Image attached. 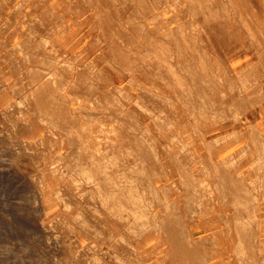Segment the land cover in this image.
Here are the masks:
<instances>
[{
	"label": "rangeland",
	"instance_id": "374dc122",
	"mask_svg": "<svg viewBox=\"0 0 264 264\" xmlns=\"http://www.w3.org/2000/svg\"><path fill=\"white\" fill-rule=\"evenodd\" d=\"M129 1L134 3V7L130 12L132 15L131 17L132 19L130 18L126 21H121L119 20V17H120L119 15L121 14V11L119 10L120 12L119 14L117 6L122 3V0H115V1L105 0V2L111 6V8L108 11L105 9V4L95 5L94 1L91 0L93 6L97 7L96 16L98 17L99 31L103 33L106 40L110 41L109 39H111V33L113 32L111 29H113L115 26L116 27L115 33L122 38L120 40V43H121L123 50H125V52H128L130 56L133 57V58L130 57L131 60L132 59L135 60L134 62L128 61L127 58L124 57V55L122 54L117 55L115 50L110 49L114 57V59L112 57L113 59L112 63L116 66L118 65L119 67L125 66V69L119 68L117 66L120 70L123 69V72L121 71L122 74L119 73V76L116 78V81L120 83L121 85H123L124 90H125L121 94H118V95L112 94L111 92L112 89H109L112 95L109 94V90H103L101 99L92 98L91 95L95 93L94 91L96 87H95V84H93V79H89V78L84 80V83L86 84V86L84 87V90L83 88L82 90L81 88L79 89V87L77 86L75 91H72V92L67 91L68 94L65 92H61V91H64L63 88H66V85H64L65 81L62 80V78L58 76L59 71L66 70V71L71 72L73 69L72 67H71L72 69H69L71 64L69 63V65H67L68 62L66 63L64 61L58 60V57L56 60H53V61L50 60L49 62H47V64H44L42 60V63L46 67L47 66L50 67V68L48 67L45 68L46 73H48L49 71L50 73L51 72L53 73V70H55L54 68L57 69L56 70L57 72L55 73V75L58 77L59 83L56 84V87L53 86L52 89H50V92L48 93L49 95L51 93L57 95L56 96L57 98H55L54 102L61 103V104L63 103V105L66 106L67 110L71 114H76V113L79 114V112L81 111L82 113L87 112L89 115H91L92 113H95L91 116L96 115L95 116L96 118L97 117L99 118V115H101L100 117L101 119L103 118L104 113H109V115L112 117L113 116L118 117V113H116L115 109L119 108V106L121 105V104L119 106L116 105L117 104L116 102H118L120 98V103L124 104V106L132 108V111L129 112L130 117H132L131 119L132 122H134L133 120L135 119L140 122H142L143 120L146 122V125H148L147 127H149V130H148L150 134L149 137L150 138L152 137L151 140L153 142L147 140L145 136L146 133H144V135L140 134L141 132H143V130H140V129H136L135 134L132 132L131 134H133V136L131 135L129 137L133 140L131 144L132 147L137 148L138 146L144 147L145 145H147L146 146L147 151H145L144 153L139 152V160H142V162L148 163V167L150 166L149 169L151 168L152 171L154 170V172H151L150 171L151 169L149 171L152 174L153 184L156 185V188L154 189L152 186H149V185L146 187L147 190L145 194V200H143L144 198L142 199V201H146L145 202L146 204L143 203V208H144L143 214L140 216H135V217L132 215L129 216L128 210L130 209L126 208V206L124 207L127 213L123 212L125 211V209L123 208L121 209L122 211H120L122 212L121 213L122 215H120V213L118 212L119 213L118 217L116 216L113 217V215H111L110 213L109 214L105 213V217H103V219L105 220L106 225L104 229L102 230H103V236L108 239V241L106 239V243L104 244V248H107L108 251H104L102 249L101 251H95L96 248H99V245L96 244L97 230L93 229L92 225H90L89 220H85V217H88V214L93 212V208H92L93 206L89 204L90 202L89 192L87 191V194L81 197L83 204L76 205L75 198L77 197V194L70 193L69 196H65L61 190L60 192L57 191L59 189V187L57 186L59 184V181H58L60 178L59 176L65 175V174H62V171L60 168H64V169L67 168L66 166H68V164L58 159L59 156L57 154L55 155V158L52 159V161H49L50 163H49L48 173H43V174L36 173L35 174L33 173L32 168L23 169L22 163L24 162V160L21 157L23 154L22 152L25 151L24 150L25 145L21 142L20 137H18V134L14 133L13 129H8L6 127L2 128V126L0 125V264H118L117 262L119 261H116V259L112 256L113 253L111 251V247L113 245L114 246L118 245V253H120L121 259H122L120 261V264L121 263L123 264H155L156 262H157L156 264H158L159 259H157L155 263H153L152 261L151 255H153V253L155 254V256H157V258H158V255H162V258L164 259H162L161 264H174L176 259L183 257L182 256L183 253L181 254V252L183 251L182 250L178 251V250H180L179 248L183 249L184 245H185L184 249L186 251H188V248L194 251L192 253L191 258H189L188 260L189 261L188 263L190 264H193V263H196V264H199V263L200 264H243V263L245 264H264V254H262V256H259V257L255 254V251L257 250L255 249V246H254V241H255V236H256V224L255 226L253 224L256 223V215L254 214L253 207L251 204L252 198L248 196V193H247L248 190L244 188L243 186H241L239 190L236 189V187L234 188V185L236 183H234L233 182L234 180L232 181V178L230 177V173H229V168L231 166L230 163H228L227 160H223V159L221 160L223 156L218 157V155L215 153L216 150H218L217 148L218 143L222 142V140L224 139L231 138V136L230 137L224 136L221 140H208L207 139L208 136H206L204 133V130L206 127L213 126L215 123L221 122V120H224L225 118H230L234 122H236L237 120H240L241 118L240 116L241 111H239L238 108L236 109L233 106L231 107L229 106V109L228 108L226 110L221 109V111L225 113L223 115V112L220 111L218 113L217 112L218 110H216L214 107L215 103L222 96L228 94L229 91L231 92L232 90H235V88L233 87V85H231L229 88H225L227 83L224 82L226 81L224 80L226 79L224 77H221L220 79L223 83L220 86L221 82L219 81V78H220L219 74L220 73L222 74L223 72L220 71V69H218L219 70L218 72V70H216V67L218 68L219 66V68L221 67L223 71L225 70L222 67V63L221 65L219 64L220 59H221L220 49L216 47V44L213 42V39L217 37L216 34H218L219 29L223 28L225 24L228 22H235L239 20V21H243L245 23V26L247 25L248 23L247 19L244 20V18H241L240 16L238 19L239 12L238 10L235 9L236 7L235 5L239 2L237 0H220V1L204 0L205 2L203 1V4H202V0H199V1L198 0H167V1L158 0L159 3L157 0H129ZM33 3H35L34 6L36 5L38 6L39 4V2L37 1H34ZM203 5L214 7V9H216V12H215L216 16L213 18H209V19L208 18L202 19L203 14H201V12H202ZM239 6H240V3H239ZM151 12L153 15H150ZM158 13L161 14L162 16H160ZM156 14L158 15L156 16ZM191 15L192 17H195L194 19H196L197 16H199V18L201 17V23L203 24L201 28L196 29L198 28L197 24L194 25L195 29L192 28L193 24H191L190 22ZM230 15L233 16L231 21L229 18ZM163 18L167 19L169 23L165 19L164 21ZM125 22L127 23L125 24ZM182 23L183 25L184 23H186L185 24L186 27L183 30V33H185L183 37H181V34H180L182 33V31L180 32L178 31L179 29H175L177 28L175 27V25L177 26L179 25L178 28H182ZM173 24H174V27H173ZM158 25L161 27H159ZM168 27L169 28L171 27L172 31L174 28V34H175L174 37H176L174 43H173V39L172 40L170 38L166 39L167 41L168 40L171 41V44L169 43V48L171 50L169 55H171L172 57L171 58L169 57L168 59L170 61L158 62L157 64L152 63V62L150 63L148 60L146 61L143 58H139L137 52L135 51L133 52L134 47H137V48L141 47L140 43H143V42H144V46H142V49L146 50L145 47H147V45L145 41H148L151 35H153L155 37L154 39L158 41L165 40L166 37L162 36V34L165 35L164 31ZM163 29L164 31H162ZM145 30L147 31L144 32ZM160 30L164 33H159ZM141 34L144 36L142 37ZM186 36L189 37L191 40L194 37L193 39L194 42L190 41L192 45L190 43L188 45L183 44V38H185ZM134 37H138V38L134 39ZM195 37H196V40H195ZM198 37H201V38H198ZM131 39H132V42H131ZM141 39H143L144 41H141ZM205 39H207V41ZM198 41H202L203 43L202 42L199 43ZM109 43L111 44V41ZM203 44H208L209 47H211L209 52H206L205 50H203V47H202ZM148 47H151V45L149 44ZM209 53L210 54L213 53L214 56L208 55ZM198 54L203 55L205 57V60H203L202 63H198L196 61V57ZM216 57H218L219 60H217ZM137 58L141 61V64L139 60H137ZM186 58L189 59V61H186ZM115 60L116 62H114ZM216 60H217V63L215 62ZM60 62L65 65L63 64L60 65L59 64ZM124 63L127 65H125ZM213 63H215V67ZM131 64L134 68L131 66ZM128 65L131 68L128 67L129 68L128 69L127 68ZM141 65L143 67H141ZM168 65L170 67H168ZM171 67H173V69H171V72H170L169 68ZM201 67L203 69L207 67V69L202 70ZM209 67H212V68H209ZM132 68L134 71L132 70ZM186 68L191 69V71L194 73L197 72V70L198 71L201 70L199 71L200 73L198 72H197L198 74L195 73V76H199L197 77L198 79L193 77L194 73H191L190 71L191 73L190 74L188 69H187L188 72L184 73L185 71L184 69ZM178 69L179 70L181 69L180 72L178 71ZM164 70L165 71L167 70V72L169 71L170 74H168L169 72L167 73ZM206 70H209L210 72H212L211 73L213 74L212 77H215V78H217V75H216V72H217L219 76V78H217L219 83L218 82L215 83L217 85L214 84L216 87L213 85L212 82H209V81H207L209 84L205 82L203 86L201 82L203 78L205 80H208V78L211 77L210 72H207ZM147 71H148V75H147ZM172 71L173 73L176 71L175 73L177 74V75L175 73L173 74V77L175 75L174 78L171 76ZM206 72L207 74L209 73L208 75L210 77L207 76ZM46 73L44 72V74ZM181 73L185 75L183 76L181 75ZM187 73L190 74L192 77L190 75H186ZM224 73L226 75V72ZM224 73L222 74L223 76H225ZM178 74L181 75V78L179 77ZM37 75L33 77L32 80H29L30 85L37 86V82H39L38 80L41 79V77L43 76L42 74H37ZM127 75L130 76L132 79L130 77L127 78ZM204 75H206V78ZM186 76L188 77L190 76L189 81L186 80V82L192 83L191 85L190 84L188 85L187 83L184 82L185 79L188 78V77L186 78ZM175 78L177 79L176 82H174ZM194 78L198 81V83L197 81H195ZM140 79L148 83L149 81H151L152 86L154 87L150 86L151 82H150V85L146 84L147 85L146 86L145 84H143L144 82L142 83V80L140 81ZM170 79H173V82H174L173 85H171L172 82H170ZM180 79L183 81L182 83H180ZM156 80L159 82L158 84H156ZM132 83H134L135 85H132ZM138 83L139 84L142 83L144 87H140L141 84L138 85ZM175 83L176 85L181 84V86L178 85L180 86V88H178V86L173 87ZM193 83L195 84L197 83V84L195 85ZM182 84L186 86H182ZM211 84H212L211 88L214 89V92H216V94L212 92L213 90H211L210 88ZM148 85L150 88L148 87ZM58 86H61V87L59 88ZM208 86H209L210 91L208 89ZM217 86H220V87H217ZM167 87H168V90H167ZM183 87L185 90L181 89ZM162 88L165 91L164 93H163ZM177 88L178 90H176ZM159 90L161 91L159 92ZM35 91L36 90L34 89V92ZM175 91H178L176 92L178 93L177 95ZM188 91H189V94L191 95L188 94ZM58 92L61 94H59ZM158 92L159 93L162 92L160 96ZM182 92H185V93H182ZM70 93L72 96L70 95ZM126 93H128L129 96ZM172 93L174 94V97H172L173 96ZM185 94H187V96ZM213 94L214 96L211 97ZM179 95L181 97L183 96L184 97L181 98ZM115 96H117V98ZM123 96L125 98H123ZM166 96L168 97L165 98ZM169 96L171 98V102H170V99H168ZM178 97L179 99H181L179 100L180 102L183 101V103H187V104H190L191 102L192 104V106H189L191 107L190 110L188 109L189 108L188 105H185V104L183 105L184 110H186L185 114L187 115L186 127L188 126L193 132V134L187 132L185 139H184V134L181 136V134L179 135L176 132L175 133L172 132L174 130L172 127V124H170V121L172 120L171 119L172 116H169V115L166 116L165 114L167 112V108L169 107L172 108L173 111L175 110L176 103H177L176 99ZM59 98L61 99L60 101H58ZM193 98L195 99L191 100ZM133 99L134 101L136 100L137 101L134 102ZM188 99L190 100L188 101ZM63 100H66V101H63ZM172 100H174L173 103H172ZM40 102L42 103L45 101H40ZM132 102L136 103L137 106L132 104ZM174 104H175V107H174ZM76 106H77V109H76ZM100 106L101 108H99ZM73 109L76 110L77 112L75 113ZM187 110L188 112L189 111L190 112L188 113ZM214 110L218 113V116L215 115L216 113L214 112ZM230 110H232V112ZM234 111L237 113L239 111L238 113L239 117H238V114L235 113ZM211 113H215V114L213 115ZM220 113H221V116H219ZM235 115L237 116L236 119L234 118L236 117ZM40 116L48 117L49 115L45 114L43 116L42 113H40ZM124 116H125V120L128 121L129 117H126L127 116L126 114ZM137 116L138 118H136ZM56 118L57 117L52 115L51 118H47V119L50 120V123L58 122L60 130L66 132L65 140L61 142V145L66 142L68 143V144H63V149H62L63 151L61 152L63 155V152H67L69 148L72 146L73 142L72 140H70V137L68 136L69 131L66 130V127L68 125L66 123L64 124V122L61 119H58V118L56 119ZM152 118H154L155 121H153ZM174 118L176 119L177 117L175 116ZM174 121L175 122L179 121V123H181V125L180 124L179 125L183 127L182 118H179V120L176 119ZM212 122H215V123L212 124ZM166 123L168 126L170 125L169 131L164 130V128L166 127ZM115 124H118V122H116ZM175 126H177V124H175ZM198 126H200V129L197 128ZM251 132L253 133L254 131L252 130ZM106 133L107 132H105V134ZM153 134L156 135V137ZM238 134L239 135L241 134L240 131L238 132ZM193 135H197L199 137V142H200L199 147H202L204 154H206L205 160L201 162L202 169H201L200 175H197L198 174L197 171H199L198 167L191 164L192 162L195 161V158H196V155H194L196 153L195 152L196 150L192 149V147L190 146V142H189L190 140H193ZM251 137H252L251 140H253L254 139L253 134H251ZM149 143L152 146L149 145ZM148 145L153 148L151 149ZM139 147L137 149H139ZM199 150L200 149L198 148V151ZM158 151H160L161 153L158 154ZM153 152L155 155L153 154ZM28 154L33 155L32 152H29ZM146 154H148L149 158L146 157ZM215 154L217 156H215ZM133 156L136 158L137 157L136 153L133 154ZM146 159L147 161L148 160L149 161L147 162ZM170 159L173 161L171 165H170ZM152 162L153 163L156 162L157 165L154 166ZM149 163L152 164L154 167L151 166ZM182 166H186L187 167L186 170L192 172V174L194 175L192 179H189L190 182L188 179H185L182 177V171H181ZM216 167L218 169H216ZM224 167L227 169L224 170ZM221 169H223L224 171ZM155 175H159V176L155 177ZM224 175H226L227 177L225 178L226 182H229V185H230L226 187L225 189H223L224 187L222 188L223 182L221 181V178ZM63 178H67V180L69 179L68 180L69 186H70L69 189H72V190L75 189L74 192L81 191L83 189L87 190L90 188L89 185L87 186L79 185L78 187L76 184L75 186L74 181H72L73 179L70 176H65ZM78 179H79L80 184L82 183L81 181L84 182L83 178L80 177ZM164 191L166 192V194ZM207 191L209 192V194L214 191L217 195V199L219 198L218 201L221 200L222 203L229 204L228 208L230 210H227L226 212H224V216L222 217L221 221H219V223L223 225L221 229H219V232L223 231V232L229 233L231 236V239L229 240L228 243L225 244L226 247L224 250L227 252H225L224 254L220 256H218L216 252L213 253V252H210L209 249L204 250L203 247H201L203 243H201L200 240L194 237V232L198 230L195 228L196 227L195 221L190 224L188 221V217L193 218V215L207 217V212L209 213V210L208 209L205 210L206 208H204V206H206L207 203L205 202V200L201 199V196H203L204 193H206ZM164 194L166 197L164 196ZM183 195H184V198L182 199ZM156 197L161 198V199L157 198L158 201H156V199H154ZM163 197H165V199H162ZM146 199L147 200L149 199V200L147 201ZM150 199L152 200L154 199V202L156 204L152 202V200ZM183 200L185 201L182 204ZM172 202H175L176 205L171 208L170 205L172 204ZM235 202H238V203H235ZM97 203L99 202L97 201ZM153 204H155V206ZM137 205L138 204L135 203V207ZM147 206H150V207L152 206L153 208L151 207L149 209V207ZM162 206L165 209L164 211H163ZM155 209H156V212H155ZM169 209H171V211ZM79 211L81 212L80 215H78L77 213ZM158 211H160L159 212V214L161 213L160 215L157 214ZM236 211L237 212L240 211L239 215H241V218L239 221L240 232L244 233V235L246 236L248 234L251 236V239H250L249 235L248 237L246 236L244 237L243 235V237L247 239L245 240V243L242 240H240L241 243L243 242L241 244L242 247L244 248L246 246L245 250H243L242 247L240 249L241 245H239V239L242 236L239 238L238 235L234 231L235 223L238 221L237 219H235V216H234V213H236ZM169 213L170 215H172V217L174 215V217L172 218L169 215ZM249 214L254 215L253 219ZM84 215L86 216L84 217ZM126 215L127 217L128 216L129 217L132 216V217L128 220ZM208 216L210 217V215ZM134 218L137 220L136 222V224L138 223L137 225L132 224V222L134 223L135 221ZM168 218L170 219L172 224L170 223ZM207 218H203V219H205L206 221ZM211 218L212 220H215L214 217H211ZM161 220H162V224H161ZM176 220L177 221L180 220V223L178 224L179 221L177 222ZM249 221L251 222L252 225L248 224ZM163 222H166L167 225H165L166 223H163ZM130 223L132 225H130ZM215 223L216 221H213L214 225H216ZM174 225H175L174 229H176L175 230L176 239H173L171 241L168 231L173 230L172 228L174 227ZM177 225L178 227L176 228ZM183 226H185V228ZM141 228L143 229L144 233L142 232ZM212 228L215 229L214 227ZM248 228H249V232L251 230L253 231L254 229L253 233L251 231L252 234L255 233L253 236V239H252L251 233L248 232ZM114 230H116V232H113ZM146 230L148 231L146 232ZM185 230H187L186 232L188 233H185L184 235L186 236H184L182 232L181 234L184 236L183 238L182 235H179V232L181 231L185 232ZM140 231L142 234H140ZM79 232L80 233L83 232L84 235H81V234L79 236L76 235V233H79ZM148 233L150 234L149 235L150 237L146 236ZM122 234L124 236V239L119 241L118 238ZM177 234L180 236V238L178 237ZM211 236L213 235L211 234ZM98 237H101L100 234ZM146 237L148 239H145ZM165 237L169 238V240L166 239ZM249 239H250V243L248 242ZM79 241L81 242L79 243ZM170 242H171V245H169ZM154 244L156 247L153 246ZM178 245H180V247ZM181 245L183 246L181 247ZM186 245H189L191 247H188ZM170 246H172V248ZM173 246L175 249L173 248ZM216 246L217 245L213 243V247L215 248ZM176 247L178 249H176ZM172 249L174 250L171 251ZM246 249L248 250V252H246L247 251ZM166 252H167V255H165ZM175 252H177L178 254L180 253V255H177ZM262 253H264V251ZM244 258L247 260V261L245 260L246 262L244 261Z\"/></svg>",
	"mask_w": 264,
	"mask_h": 264
},
{
	"label": "crops",
	"instance_id": "0c3cea01",
	"mask_svg": "<svg viewBox=\"0 0 264 264\" xmlns=\"http://www.w3.org/2000/svg\"><path fill=\"white\" fill-rule=\"evenodd\" d=\"M34 1L41 2L35 7ZM237 1L241 7L238 10V19L239 16L244 20L247 19V27L243 21L228 22L219 29L217 37L213 39L216 47L220 49V63L226 72L225 88L233 85L235 90L222 96L215 103V108L218 111L226 110L229 106L239 108L241 118L238 123L225 118L213 126L206 127L204 133L208 136V140H221L224 136H231L218 143V150L215 153L218 157L223 156L221 160L230 163V177L236 183L234 188L239 190L243 186L248 190V196L252 198L251 204L256 215L254 246L257 249L255 254L259 257L264 254L262 253L264 251V0ZM133 7L134 3L131 1L122 0L117 6L121 11L119 19L121 21L130 19ZM110 8L111 6L105 3V9L108 11ZM215 12L216 9L212 7L211 11L203 12L202 19L215 17ZM232 17L229 16L230 21ZM194 18L191 17V24L195 21L201 22V17ZM181 31L180 34L184 35L183 30ZM172 33L174 34V31ZM151 38L155 37L151 35L149 40ZM163 44L157 47V52H154L157 63L168 62L169 57H172L169 55L171 52L169 46ZM202 47L206 52L211 48L208 44H203ZM151 55L154 56L153 53ZM57 57L58 60L70 63L73 68L71 72L59 71L58 76L66 85L64 92L75 91L77 86L84 90L86 86L84 80L89 78L93 79L96 87L91 97L101 99L103 90L113 89L115 85L120 84L116 78L121 70L112 63L113 54L109 41L99 31L96 9L91 0H0V125L2 128L13 129L14 133L18 134L26 151L22 152L21 157L24 160L23 169L32 168L35 174L49 172V161H52L57 154L62 155L63 150L59 146L66 137V132L60 130L58 122L50 123L47 118L40 116L37 106L31 99L36 86L29 84V80L37 74H44V64L56 60ZM197 57L201 58L196 59L198 63L205 60L203 55ZM170 82L173 80L170 79ZM60 100L59 98L58 101ZM165 114L172 116L170 124L174 129L173 133L176 132L181 136L184 134V139L187 132L193 134L191 129L186 127L187 115L183 101H177L174 111L172 108H167ZM175 116L178 120L182 118L183 127L180 126L179 121L178 123L174 121ZM169 129L170 125L166 123L164 130L169 131ZM251 134L254 136L253 140ZM189 142L192 149L196 150L195 161L191 164L198 167L197 175H200L201 162L205 160L206 154L202 147H199L197 135H193V140ZM29 152L33 155L28 154ZM172 163L170 159V165ZM115 164L117 163L108 165L104 162L100 166L101 170H105L102 180L114 181L118 184V172L113 173L112 170L117 171L120 168ZM183 167L185 172L182 173V177L192 179L194 176L192 172L187 171L186 166ZM107 170L109 172L106 173ZM225 178L226 175L221 180ZM58 181V187L63 183L69 187L67 178ZM92 185L93 183H90V186ZM201 199L207 203L204 208L209 210L208 218L193 215V218L188 217V221L189 224L195 221V228L198 230L194 232V237L203 243L200 244L201 247L220 256L227 252L224 250L225 244L231 239L229 233L219 232L223 226L219 221L224 216V212L230 210L229 204L218 201L219 198L217 199L214 191L210 194L207 191ZM140 215H142L141 209L134 216ZM213 221H216V225ZM171 232L173 233V230ZM120 238L124 239L123 234L118 239ZM213 243L217 245L215 248ZM114 250L118 252V245L111 247L113 255ZM188 251L182 255L183 257L176 259L175 263L179 261L189 264L188 260L194 251L192 249ZM151 256L153 263L159 259L158 264H161L164 259L162 255H158L157 258L154 253ZM119 259L122 260L121 255Z\"/></svg>",
	"mask_w": 264,
	"mask_h": 264
},
{
	"label": "bare ground",
	"instance_id": "6f19581e",
	"mask_svg": "<svg viewBox=\"0 0 264 264\" xmlns=\"http://www.w3.org/2000/svg\"><path fill=\"white\" fill-rule=\"evenodd\" d=\"M94 1V3H95V5H99V4H105L106 2H105V0H93ZM113 1H115V0H113ZM158 1V0H157ZM167 1V0H166ZM199 1V0H198ZM203 1L204 0H202V4H203ZM37 2H39V4H40V2L41 1H37ZM170 2V1H169ZM185 2V1H184ZM205 2V1H204ZM92 3V2H91ZM117 3V2H116ZM158 3H159V1H158ZM158 3H157V5H158ZM187 3V2H186ZM33 4H35V3H33ZM140 4V3H139ZM164 4V3H163ZM209 5V4H208ZM210 5H212V4H210ZM37 6V5H36ZM35 6V7H36ZM165 6H166V4H165ZM188 6V5H187ZM236 7H235V9L236 10H240L241 9V7L239 6V3H237L236 5H235ZM135 7H136V5H135ZM211 6H202V12H201V14H203V12H209V11H211L212 10V7L210 8ZM95 9H97V7H95ZM137 9V8H136ZM153 9H154V7H153ZM185 9V8H184ZM34 10V9H33ZM147 10V9H146ZM135 11V10H134ZM138 11V10H137ZM232 11H234V10H232ZM118 12H119V10H118ZM145 12V11H144ZM143 12V13H144ZM115 13V12H114ZM147 13H149V12H147ZM157 13V12H156ZM183 13V12H182ZM119 14H120V12H119ZM131 14V13H130ZM159 14V13H158ZM158 14H156V16L158 15ZM118 15V14H117ZM150 15H153L152 14V12H151V14ZM155 15V14H154ZM160 16H162L161 14H159ZM173 16V15H172ZM185 16V15H184ZM119 17V16H118ZM155 17V16H154ZM153 17V18H154ZM191 17H192V15H191ZM198 17V16H197ZM120 18V17H119ZM139 18V17H138ZM132 19V18H131ZM135 19V18H134ZM150 19H152V18H150ZM165 18H163V20H164ZM173 19V18H172ZM176 19V18H175ZM117 20V19H116ZM120 20V19H119ZM162 20V21H163ZM168 23H169V21L167 20V19H165ZM164 20V21H165ZM140 21V20H139ZM127 22H129V21H127ZM127 22H125V24L127 23ZM123 23V22H122ZM121 24V23H120ZM124 24V25H125ZM142 24V23H141ZM167 24V23H166ZM185 24L186 23H184V25H183V23H182V28H178L179 27V25L177 26V25H175V27H177V28H175V29H179L178 31H180L181 32V30H184V28L186 27L185 26ZM192 24H197L198 25V28H196V29H199V28H201L203 25H202V23L201 22H198V21H195V22H192ZM218 24H220V23H218ZM144 25V24H143ZM162 25V24H161ZM149 26V25H148ZM159 26V25H158ZM171 26V25H170ZM146 27V26H145ZM159 27H161V26H159ZM173 27H174V24H173ZM216 28H217V26H216ZM110 29V28H109ZM147 29V28H146ZM172 28L170 27H168L165 31H164V29L162 30V31H164L165 32V35H163L162 34V36H164V37H168V38H170L171 40L173 39V43H174V41H175V38L176 37H173V35H175V34H173L172 33V30H171ZM113 32L111 33V39H109L110 41H111V44L109 43V45L111 46V48L110 49H112V50H115L116 51V53H117V55L118 54H122V55H124V57H126L127 58V60L128 61H131V62H134L135 60H131L130 59V57H132V56H130V54L129 53H126L125 52V50H123V48H122V46H121V43H120V40L122 39L120 36H118L116 33H115V31H116V27L114 26V28L113 29H111ZM147 30H145L144 32H146ZM148 31H150V30H148ZM151 31H153V30H151ZM161 30H160V32L159 33H164V32H162ZM173 31H174V28H173ZM175 31H177V30H175ZM111 32V31H110ZM143 32V33H144ZM157 32V31H156ZM115 33V34H114ZM142 33V34H143ZM113 34V35H112ZM141 34V36L143 37L144 35H142ZM147 35V34H146ZM145 35V36H146ZM184 35L182 34L181 35V37H183ZM108 37V36H107ZM141 37V38H142ZM138 37H134V39H137ZM168 38H165V40H155V39H152L151 38V40H148V41H145V43H146V45H147V47H145V49L146 50H143L142 49V46H144V42L143 43H140L141 41H144L143 39H141V41L139 42L140 43V45H141V47H139V48H137V47H134V50H133V52L135 51V52H137V54H138V57L139 58H143L144 60H148L150 63L152 62V63H156L157 64V60L155 59L156 58V56H155V53L154 52H157V47L158 46H161L162 45V43H164L163 45L164 46H166V47H168L169 46V43L171 44V41L170 40H166V39H168ZM189 37H185V38H183V43L185 44H189L190 43V41L191 42H194V37H193V41L189 38ZM198 38H201V37H198ZM140 39V38H139ZM182 39V38H181ZM203 39V38H202ZM208 39V38H207ZM207 39H205L206 41H207ZM180 40V39H179ZM195 40H196V37H195ZM198 40V39H197ZM109 41V42H110ZM170 41V42H169ZM203 41V40H202ZM202 41H198L199 43L200 42H202ZM131 42H132V39H131ZM166 42L168 43V44H166ZM203 43V42H202ZM151 45V47H148V45ZM191 44V43H190ZM193 44H195V43H193ZM198 44V43H197ZM172 45H174V44H172ZM192 45V44H191ZM200 45V44H199ZM125 46V45H124ZM198 46V45H197ZM151 48H152V51H151ZM131 50V49H130ZM149 50V52L147 53V51ZM145 51V52H144ZM154 54V56H152L151 54ZM216 53V52H215ZM189 54V53H188ZM191 55V54H190ZM189 55V56H190ZM208 55H213V53L212 54H208ZM215 55H217V54H215ZM134 56H136V55H134ZM183 56V55H182ZM197 56H199V54L197 55ZM214 56V55H213ZM186 57V56H185ZM184 57V58H185ZM133 58V57H132ZM212 58H214V57H212ZM217 58V60H219L218 59V57H216ZM113 59H114V57H113ZM113 59H112V62H113ZM122 59V58H121ZM136 59V58H135ZM181 59H182V57H181ZM196 59L197 60H200L201 58L200 57H196ZM137 60H139L138 58H137ZM217 60L215 61L216 63H217ZM53 61V60H52ZM186 61H188V59L186 58ZM38 62H40V61H38ZM114 62H116V60L114 61ZM119 62V61H118ZM117 62V63H118ZM123 62V61H122ZM130 62V63H131ZM138 62V61H137ZM139 62H140V64H141V61L139 60ZM145 62V61H144ZM143 62V63H144ZM185 62V61H184ZM146 63V62H145ZM148 63V62H147ZM43 64V63H42ZM49 64V63H48ZM60 65L61 64H63V63H59ZM116 64V63H115ZM125 64V63H124ZM129 64V63H128ZM132 64H134V63H132ZM132 64H131V66H132ZM136 64V63H135ZM138 64V63H137ZM156 64H155V66H156ZM220 65H221V63H219ZM51 65V64H50ZM54 65V64H53ZM63 65H65V64H63ZM67 65H69V63H67ZM119 65H121V64H119ZM125 65H127V64H125ZM145 65V64H144ZM148 65V64H147ZM213 65H214V67H215V63H213ZM52 66V65H51ZM118 66V65H117ZM134 66H136V65H134ZM151 66V65H150ZM217 66H218V64H217ZM48 67V66H47ZM46 66H44V68H47ZM72 67V65L70 66V68L69 69H72L71 68ZM119 67V66H118ZM128 67H130L129 65L127 66V68ZM133 67V66H132ZM141 67H143L142 65H141ZM140 67V68H141ZM158 67V66H157ZM168 67H170L169 65H168ZM213 67V66H212ZM212 67H209V68H212ZM48 68H50V67H48ZM119 68H123V69H125V66L124 67H119ZM131 68V67H130ZM134 68V67H133ZM133 68H132V70H133ZM202 68V67H201ZM40 69V68H39ZM55 70H53V73L51 72L50 73V71L48 72V73H46V70H45V73L46 74H44L42 77H41V79H37L39 82H37V86H36V88H35V92H34V94L32 93V95H31V99H32V101H33V103H35V105L37 106V111H38V113L40 114V113H42V115L44 116L45 114H48L49 116L48 117H44V118H51V116L52 115H54L55 117H57L58 119H61L63 122H64V124L66 123L68 126L66 127V130H68L69 132V134H68V136L70 137V140H72V146L70 147L69 145V150L67 151V152H63V155H59L58 154V159H60V160H62L64 163H66V164H68V166H66L67 168H60L61 169V171H62V174H65V175H61V176H59L60 178L59 179H63V177H65V176H70V177H72V181H74V185L76 186V184H77V186L79 187V185H81V186H87V185H89L90 186V183H93V185L92 186H90V188L89 189H87V190H85V189H83V190H81V191H76V192H74V190H72V189H69L70 188V186L69 187H67L64 183L59 187V189L57 190L58 192H60V190L64 193V195L65 196H69V194L71 193H75V194H77V197L75 198V203H76V205H80V204H83V201L81 200V197H83L85 194H87V191L89 192V198H90V202H89V204L90 205H92L93 207V212L92 213H90V214H88V217H85L86 215H84V217H85V220H89V222H90V225H92V227H93V229L94 230H97V235L99 236V234H100V236L101 237H98L97 235H96V244H98L99 245V248H96L95 249V251H101V249L102 250H104V251H108V249L107 250H105L106 248H104V242H105V240L107 239V238H105L104 236H103V230L102 229H104V227H105V225H106V222H105V220L103 219V217H105V213H110L111 215H113V217L114 216H116V217H118L119 216V213H120V215H122L121 213L122 212H120V211H122L121 209H125V207L124 206H126V208H129L130 210H128V214H129V216L130 215H132V216H134L135 214H137V212L139 211V209H141V213L143 214V203H145L146 201H142V199L143 200H145V194H146V187L149 185V186H152L154 189L156 188V185H154L153 183H152V174H151V172H154V170L152 171V169L150 170L149 169V167H148V163H146V162H142V160H139V152H145V151H147V145H145L144 147H139L138 145V147H139V149H137V148H135V147H132V139L129 137V136H133V134H131L132 132L135 134V132H136V129H140V130H143V132H141L140 134H142V135H144V133H146V138H147V140L148 141H152L151 140V138L149 137L150 136V134H149V127H147L148 125H146L145 124V121L143 120L142 122H140V121H137L136 119L135 120H133L134 122H132V117H130V114H129V112L130 111H132V108L131 107H127V106H124V104H122V103H120V98H119V101L118 102H116L117 104L116 105H120L119 106V108H117V109H115V111H116V113H118V117H115V116H110L109 115V113H104L103 114V118L101 119L100 117H101V115H99V118L97 117H95V116H91V115H93V114H95V113H90L91 115H89L87 112H79V114H77L76 112V110H74L75 111V113L76 114H71L68 110H67V108H66V106H64L63 105V103L61 104V103H56V102H54V100H55V98H57L56 96L57 95H55V94H50L49 95V93L48 92H50V89H52V87L53 86H55L56 87V84H58L59 83V81H58V77L55 75V73L57 72L56 70V68H54ZM123 69L121 70L122 72H123ZM129 69V68H128ZM127 69V70H128ZM171 69H173V67H171V68H169V71L171 72ZM187 69L189 70V73H190V71H191V69H189V68H186V69H184L185 71H184V73L185 72H188L187 71ZM205 69H207V67H205L204 69L202 68V70H205ZM218 69H220V71H222L223 73L225 72V71H223V69L220 67L219 68V66H218V68L216 67V70H218ZM132 70H130V71H132ZM138 70H139V68H138ZM174 70H176V69H174ZM181 70V69H180ZM180 70L178 69V71L180 72ZM182 70H183V68H182ZM210 70V69H209ZM209 70H206L207 72H210ZM216 70H215V72H216ZM134 71V70H133ZM163 71V70H162ZM165 71V70H164ZM168 71V72H169ZM199 71H201V70H199ZM198 70H197V72L198 73H200ZM122 72H121V74H122ZM143 72H145V71H143ZM165 72H167V70L165 71ZM167 72V73H168ZM170 72L168 73V74H170ZM176 72V71H175ZM174 72V73H175ZM197 72H195L196 74H198ZM207 72H206V74H207ZM218 72H219V70H218ZM50 73V74H49ZM127 73V72H126ZM173 71H172V73H171V76L173 77ZM178 73V72H177ZM191 73H194V72H192L191 71ZM190 73V74H191ZM195 73L193 74V77H195L196 79H198L197 77H199V76H195ZM202 73H204V72H202ZM212 72H210V75H211V77L207 74V76L208 77H210V78H208V80H205L204 78H203V80L201 81L202 82V84H203V86H204V83L205 82H207V81H209V82H212L213 83V85L215 84V83H217L218 82V79L217 78H219V76H218V74H217V72H216V75H217V78H215V77H212V75L213 74H211ZM222 73V74H223ZM135 74V73H134ZM164 74V73H163ZM176 74V73H175ZM190 74H186V75H190ZM221 73L219 74L220 75V78H219V81L221 82L220 83V86H221V84H223L222 83V81L220 80L221 79V77H224L225 78V76H223ZM131 75V74H130ZM147 75H148V71H147ZM166 75V74H165ZM177 75V74H176ZM179 75V77L181 78V75H185V74H182L181 73V75L180 74H178ZM222 75V76H221ZM224 75H225V73H224ZM37 76H39V75H37ZM132 76V75H131ZM191 76V75H190ZM189 76V77H190ZM201 76H203V75H201ZM200 76V77H201ZM205 76V78H206V75H204ZM128 77H130V76H128L127 75V78ZM174 77H175V75H174ZM173 77V78H174ZM177 77V76H176ZM188 76H186V78H187ZM189 77L187 78V79H185V83H187L186 82V80H188L189 81ZM192 77V76H191ZM131 78V77H130ZM178 78V77H177ZM194 78V79H195ZM132 79V78H131ZM130 79V80H131ZM159 79V78H158ZM157 79V80H158ZM179 79V78H178ZM191 79V78H190ZM193 79V78H192ZM195 79V81H197ZM201 79V78H200ZM32 80V79H31ZM142 79H140V81H141ZM145 80V79H144ZM156 80V84H158L159 82ZM173 80V79H172ZM225 80V79H224ZM90 81V80H89ZM126 81V80H125ZM153 81V80H152ZM177 81V79L175 78V80H174V82H176ZM179 81V80H178ZM191 81H193V80H191ZM194 81V82H195ZM34 82V81H33ZM32 82V83H33ZM62 82V81H61ZM124 82V81H123ZM144 81L142 80V83H143ZM150 82L151 81H149V83L148 82H144L143 84H149L150 85ZM183 81L180 79V83H182ZM224 82H226V81H224ZM142 83H140L141 84V86L140 87H144V85L142 84ZM197 83H198V81H197ZM196 83V84H197ZM219 83V82H218ZM139 83H138V85H140ZM165 84V83H164ZM188 85L190 84H192V83H187ZM193 84H195V83H193ZM195 84V85H196ZM207 84H209L208 82H207ZM64 85H65V82H64ZM132 85H135L134 83H132ZM149 85H148V87H149ZM171 85H173V82H172V84ZM178 85H180L181 86V84H178ZM178 85H176V83H175V85L173 86V87H176V86H178ZM215 85H217V84H215ZM214 85V86H215ZM219 85V84H218ZM147 86V85H146ZM150 86H152V82H151V85ZM164 86V85H163ZM180 86H178V88H180ZM182 86H186V85H183L182 84ZM193 86V85H192ZM220 86H217V87H220ZM223 86V85H222ZM59 88L61 87V86H58ZM57 87V88H58ZM138 87V86H137ZM152 87H154V86H152ZM159 87V86H158ZM172 87V86H171ZM212 87V84L210 85V88ZM216 87V86H215ZM147 88V87H146ZM150 88V87H149ZM160 88V87H159ZM164 88V87H163ZM163 88H162V90H163ZM166 88V87H165ZM178 88L176 89V90H178ZM188 88V87H187ZM186 88V89H187ZM191 88V87H190ZM64 89H66V88H63V90ZM173 89H175V88H173ZM181 89H183V90H185L184 89V87L183 88H181ZM192 89V88H191ZM208 89H209V86H208ZM220 89V88H219ZM231 89V88H230ZM230 89H228V90H230ZM82 90V89H81ZM167 90H168V87H167ZM211 90H213L212 92H214V89H212L211 88ZM67 91H69V92H72V91H70V90H67ZM67 91L65 92V93H67ZM123 91H125L124 90V87H123V85H121V84H119L118 86H116L115 85V87L112 89V94H116V95H118V94H121ZM161 90H159V92H160ZM174 91V90H173ZM187 91V90H186ZM185 91V92H186ZM190 91V90H189ZM189 91H188V94H189ZM209 91H210V89H209ZM54 92V91H53ZM62 92V91H61ZM64 92V91H63ZM82 92V91H81ZM111 92H110V90H109V94L110 95H112L111 94ZM158 92V93H159ZM165 91L163 90V93H164ZM176 92H178V91H175V93ZM185 92H182V93H185ZM193 92V91H192ZM220 92V91H219ZM56 93V92H55ZM59 93V92H58ZM162 93V92H161ZM161 93H159V96L161 95ZM167 93H168V91H167ZM174 93V92H173ZM172 93V94H173ZM174 93V94H175ZM180 93V92H179ZM215 94H216V92H214ZM31 94V93H30ZM59 94H61V93H59ZM68 94V93H67ZM127 95H128V93H126ZM174 94H173V96L172 97H174ZM178 93H176V95H177ZM181 94V93H180ZM222 94H223V92H222ZM221 94V95H222ZM70 95H71V93H70ZM162 95H164V94H162ZM186 96H187V94H185ZM189 95H191V94H189ZM193 95V94H192ZM208 95H209V93H208ZM211 95V94H210ZM72 96V95H71ZM129 96V95H128ZM180 96V95H179ZM214 96V94L211 96V97H213ZM75 97V96H74ZM116 98H117V96H115ZM122 97V96H121ZM168 96H166L165 98H167ZM181 97V96H180ZM184 97V96H183ZM183 97H181V98H183ZM189 97V96H188ZM61 98H62V96H61ZM116 98H115V100H116ZM123 98H125L124 96H123ZM130 99H132V98H130ZM135 99V98H134ZM134 99H133V101H134ZM168 99H170V102H171V98H170V96H169V98ZM195 98H193V99H191V100H194ZM89 100V99H88ZM177 101H179V100H181V99H179V97L176 99ZM183 100V99H182ZM190 99H188V101H189ZM40 101H45V102H40ZM63 101H66V100H63ZM137 101V100H136ZM136 101H134V102H136ZM169 101V100H168ZM167 101V102H168ZM173 101L174 100H172V103H173ZM196 101V100H195ZM194 101V102H195ZM180 102V101H179ZM185 102V101H184ZM186 102H187V100H186ZM41 103V104H40ZM95 103V102H94ZM131 103V102H130ZM138 103V102H137ZM70 104V103H69ZM68 104V105H69ZM72 104V103H71ZM132 104H134V105H136V103H133L132 102ZM139 104V103H138ZM177 104V103H176ZM188 105V107L189 106H192V104H191V102H190V104H187V103H183V105ZM77 105V104H76ZM96 105V104H95ZM152 105V104H151ZM173 105V104H172ZM171 105V106H172ZM122 106V107H121ZM137 106V105H136ZM141 107V106H140ZM174 107H175V104H174ZM173 107V108H174ZM187 107V106H186ZM215 107V106H214ZM213 107V108H214ZM231 107V106H230ZM99 108H101V106L99 107ZM170 108V107H169ZM193 108V107H192ZM76 109H77V106H76ZM186 109V108H185ZM189 110L191 109V107H189L188 108ZM194 109V108H193ZM192 109V110H193ZM216 109V108H215ZM228 109H229V107H228ZM239 109V108H238ZM157 110V109H156ZM161 110V109H160ZM223 110V109H222ZM232 110H234V109H232ZM232 110H230L231 112H232ZM236 110V109H235ZM158 111V110H157ZM156 111V112H157ZM186 111V110H185ZM187 112H188V110H187ZM190 112V111H189ZM188 112V113H189ZM214 112L216 113H211V114H215V115H217L218 116V113L220 112V111H215L214 110ZM221 112H223V111H221ZM226 112V111H225ZM235 112V111H234ZM132 113V112H131ZM138 113V112H137ZM235 113H237V112H235ZM238 113H239V111H238ZM237 113V114H238ZM111 114V113H110ZM127 115L126 117H129V120L128 121H126L125 120V116L124 115ZM225 113L223 112V115H224ZM112 115V114H111ZM139 116V115H138ZM138 116L136 117V118H138ZM156 116V115H155ZM219 116H221V113H220V115ZM231 116V115H230ZM232 116H234V115H232ZM236 116V115H235ZM240 116H241V114H240ZM226 117H228V116H226ZM238 117H239V114H238ZM53 118V117H52ZM56 118V119H57ZM207 118H209V117H207ZM214 118V117H213ZM233 118V117H232ZM235 119L237 118V116L236 117H234ZM233 118V119H234ZM153 119V121H155L154 120V118H152ZM215 119V118H214ZM50 121V120H49ZM56 121V120H55ZM60 121V120H59ZM152 121V122H153ZM236 121V120H235ZM237 121H239V120H237ZM236 121V122H237ZM116 122H118V124H115ZM128 122V123H127ZM203 123V122H202ZM211 123V122H210ZM213 123H215V122H212V124ZM59 126V125H58ZM195 127V126H194ZM197 128H199L200 129V126H198ZM158 130V129H157ZM197 131H198V129H197ZM105 132H107L106 134H105ZM151 132H153V131H151ZM158 134V133H157ZM154 135V134H153ZM159 135V134H158ZM155 137H156V135H154ZM117 137V138H116ZM157 139V138H156ZM159 139V138H158ZM154 140V139H153ZM70 142V141H69ZM153 142V141H152ZM63 144H68L67 142L66 143H63ZM63 144L62 145H60L59 147L61 148V149H63ZM149 145H151L150 143H149ZM148 145V146H149ZM156 145V144H155ZM152 146V145H151ZM150 147V146H149ZM151 149L153 148V147H150ZM137 149V150H136ZM149 150V149H148ZM158 150V149H157ZM151 151H153V150H151ZM214 152V151H213ZM136 153V155H137V157L135 158L134 156H133V154H135ZM159 153H161L160 151H158V154ZM150 154V153H149ZM153 154H154V152H153ZM155 155V154H154ZM161 155V154H160ZM162 156V155H161ZM146 157L147 158H149V156H148V154H146ZM155 157V156H154ZM146 161H147V159H146ZM149 161V160H148ZM147 161V162H148ZM154 161V160H153ZM158 161V160H157ZM104 162H106V163H108V165H109V163H117V164H115V166L116 165H118L119 166V168L120 169H118V171H113V173H115V172H118V178H119V180H118V184H116L114 181H109V182H106V180H102V177H103V175H104V173H105V170L103 171V170H101L100 169V166L101 165H103V163ZM153 163V162H152ZM150 164V163H149ZM154 164V166L155 165H157L156 164V162L155 163H153ZM223 164V163H222ZM151 166H153L152 164H150ZM113 166V165H112ZM132 166H134V167H132ZM153 166V167H154ZM222 167H223V165H222ZM221 168V167H220ZM154 169V168H153ZM180 169V168H179ZM216 169H218L217 167H216ZM225 169H227V168H225L224 167V170ZM151 172H150V171ZM221 170H223V169H221ZM220 170V171H221ZM223 170V171H224ZM181 171H182V173H184L185 172V168L182 166L181 167ZM180 171V172H181ZM107 172H109L108 170L106 171V173ZM83 178L84 179V182L83 181H81L82 183L80 184L79 183V179L78 178ZM77 179H78V181H77ZM69 180V179H68ZM222 182H223V186L222 187H228V186H230L227 182H226V180L225 179H223V180H221ZM76 182H78V183H76ZM114 182V183H113ZM189 182H190V180H189ZM143 184V185H142ZM144 184H145V186H144ZM189 184V183H188ZM77 187V188H78ZM161 187H163V186H161ZM160 187V188H161ZM232 187V186H231ZM76 188V189H77ZM158 188V187H157ZM159 189V188H158ZM230 189H232V188H230ZM166 191V190H165ZM164 191V192H165ZM165 194H166V192H165ZM165 194H164V196H165ZM157 196V195H156ZM160 197V196H159ZM166 197V196H165ZM165 197H163L162 199H165ZM158 197H156V198H154V199H156V201H158V199H161V198H158ZM154 199L152 200V199H150V200H152V202H154ZM167 199V198H166ZM147 200V199H146ZM149 200V199H148ZM147 200V201H148ZM97 201L100 203H97ZM150 202V201H149ZM148 202V203H149ZM160 202V201H159ZM164 202V201H163ZM85 203H86V201H85ZM135 203H137L138 205L135 207ZM155 203V202H154ZM158 203V202H157ZM161 203V202H160ZM235 203H238V202H235ZM146 204V203H145ZM150 204V203H149ZM156 204V203H155ZM155 204H153L154 206H155ZM159 204V203H158ZM157 204V205H158ZM70 205H71V203H70ZM162 205H164V204H162ZM168 205V204H167ZM166 205V206H167ZM171 206V208L172 207H174L175 206V202H172V204L170 205ZM145 207H146V205H145ZM147 207H149V209L152 207H150V206H147ZM163 207V206H162ZM168 207V206H167ZM237 207V206H236ZM153 208V207H152ZM168 209V208H167ZM76 210H77V208H76ZM159 210V209H158ZM165 209H164V207H163V211H164ZM170 211H171V209H169ZM175 210V209H174ZM145 211V210H144ZM162 211V212H163ZM119 212V213H118ZM123 212H126L127 213V211H126V209H125V211H123ZM155 212H156V209H155ZM159 212L160 211H158L157 212V214H159ZM169 212V211H168ZM173 212V211H172ZM239 212L240 211H236V213H234V216H235V219H237L238 221H237V224L235 225V233L238 235V237L240 238L241 236V238L239 239V245H241L243 242L245 243V240H247L246 238H244L246 235H244V233H241L240 232V225H239V221H240V218H241V215H239ZM78 213V215H80V211L79 212H77ZM175 213V212H174ZM124 214V213H123ZM127 214V215H128ZM161 214V213H160ZM159 214V215H160ZM176 214V213H175ZM98 215V216H97ZM127 215H126V217H127ZM147 215V214H146ZM145 215V216H146ZM169 215H170V213H169ZM251 215V214H250ZM127 217V219L129 220L131 217ZM171 217H172V215H170ZM176 216V215H175ZM121 217V216H120ZM135 217V216H134ZM161 217V216H160ZM173 217H174V215H173ZM172 217V218H173ZM252 217V216H251ZM153 218V217H152ZM135 219V218H134ZM163 219V218H162ZM178 219H180V218H178ZM250 219V218H249ZM252 219H253V217H252ZM123 220V219H122ZM154 220V219H153ZM158 220V219H157ZM168 220L170 221V219L168 218ZM174 220V219H173ZM255 220V219H254ZM134 221V220H133ZM177 221V220H176ZM175 221V222H176ZM179 221V222H178ZM177 222H178V224L180 223V220H178ZM132 222V221H131ZM136 222H137V220L135 219V221H134V223L132 222V224H136ZM153 222H155V221H153ZM159 222V221H158ZM175 222H174V224H175ZM163 223H166V222H163ZM170 223H171V221H170ZM131 223H130V225H132ZM138 224V223H137ZM136 224V225H137ZM161 224H162V220H161ZM172 224V223H171ZM182 224V223H181ZM248 224H251V222L249 221V223ZM141 225V224H140ZM140 225H138V226H140ZM165 225H167V223L165 224ZM183 225V224H182ZM252 225V224H251ZM254 226H255V223L253 224ZM134 226V225H133ZM132 226V227H133ZM162 226V225H161ZM170 227H172V226H170ZM178 227V225L176 226V228ZM184 228H185V226H183ZM253 227V226H252ZM139 228V227H138ZM165 228V227H164ZM168 228V227H167ZM175 228V225H174V227H173V233L171 232V231H168L169 232V236H170V240L172 241L173 239H176V229H174ZM255 228V227H254ZM142 229V228H141ZM179 229V228H178ZM178 229H177V231H178ZM253 229V228H252ZM181 230H182V228H181ZM251 230V229H250ZM148 230H146V232H147ZM163 231V230H162ZM187 230H185V232L184 231H181V232H179V235H184L185 233H188V232H186ZM252 231V230H251ZM251 231L249 232V228H248V232L249 233H251ZM253 231H254V229H253ZM253 231H252V233H253ZM113 232H116V230H114ZM142 232H143V229H142ZM145 232V233H146ZM164 232H166V231H164ZM183 232V233H182ZM99 233V234H98ZM144 233V232H143ZM182 233V234H181ZM251 233V235H252V239H253V236H254V234H252ZM84 235V233L82 232V233H76V235ZM140 234H142L141 233V231H140ZM246 234V233H245ZM150 234L148 233L146 236H148V237H150L149 236ZM164 235H165V233H164ZM168 235V234H167ZM178 235V234H177ZM178 235V237L180 238V236ZM182 235V237L184 238V236H186V235H184L183 236ZM189 235V234H188ZM243 235H244V237H243ZM249 235V234H248ZM248 235L246 236V237H248ZM250 236V235H249ZM175 237V238H174ZM143 238H144V236H143ZM166 238V237H165ZM244 240H243V239ZM145 239H148L147 237L145 238ZM166 239H168L169 240V238H166ZM250 239H251V236H250ZM250 239H249V243H250ZM118 240H122L121 238L120 239H118ZM185 240V239H184ZM240 240H242L243 242L241 243V241ZM252 241V240H251ZM81 241H79V243H80ZM187 242V241H186ZM253 242V241H252ZM175 243V242H174ZM190 243V242H189ZM176 244V243H175ZM174 244V245H175ZM169 245H171V242H170V244ZM192 245V244H191ZM247 245V244H246ZM177 246V245H176ZM179 247H180V245H178ZM183 245H181V247H182ZM186 246H188V247H191V246H189V245H186ZM193 246H194V244H193ZM244 246V245H243ZM171 248H172V246H170ZM195 247H196V245H195ZM241 247H242V245L240 246V249H241ZM246 247V246H245ZM245 247L243 248L242 247V249L243 250H245ZM173 248H174V246H173ZM185 245H184V247H183V249H181V248H179L180 250H178V251H183V252H181V254L182 255H185V253L187 252H189V251H186L185 249ZM193 248V247H192ZM160 249V248H159ZM175 249V248H174ZM174 249H172L171 251H173ZM176 249H178L177 247H176ZM189 249V248H188ZM247 250V249H246ZM176 251V250H175ZM177 251V252H178ZM115 254L113 255V257L116 259V261H119V262H117L118 264H120V254L118 253V252H116L115 250L113 251ZM177 252H175L177 255H180V253L178 254ZM246 252H248V250L246 251ZM172 254H174V253H172ZM171 254V255H172ZM174 256V255H173ZM247 257V256H246ZM242 258V257H241ZM240 258V259H241ZM243 259V258H242ZM248 259H249V257H248ZM246 259L244 258V261H245ZM199 261V260H198ZM241 261H243V260H241ZM247 261V260H246ZM245 261V262H246ZM249 262V261H248ZM192 263V262H191ZM121 264H123V263H121ZM174 264H185L184 262H177V263H175L174 262ZM190 264V263H189ZM193 264H196V263H193ZM200 264V263H199ZM243 264H245V263H243Z\"/></svg>",
	"mask_w": 264,
	"mask_h": 264
}]
</instances>
